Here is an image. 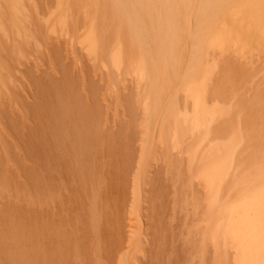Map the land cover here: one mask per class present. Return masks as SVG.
Returning <instances> with one entry per match:
<instances>
[{
    "label": "rangeland",
    "instance_id": "obj_1",
    "mask_svg": "<svg viewBox=\"0 0 264 264\" xmlns=\"http://www.w3.org/2000/svg\"><path fill=\"white\" fill-rule=\"evenodd\" d=\"M0 5V264H237L203 169L239 121L221 207L264 161V46L206 51L217 66L208 102L221 112L196 146L188 119L163 115L175 76L147 120L154 91L112 0ZM186 92H175L180 110L194 104Z\"/></svg>",
    "mask_w": 264,
    "mask_h": 264
},
{
    "label": "bare ground",
    "instance_id": "obj_2",
    "mask_svg": "<svg viewBox=\"0 0 264 264\" xmlns=\"http://www.w3.org/2000/svg\"><path fill=\"white\" fill-rule=\"evenodd\" d=\"M112 2L127 20L141 49L135 67L140 77L148 81L149 89L154 91L155 100L152 101L149 94L145 103L147 120L155 117L175 76V90L163 115L173 117L176 122L188 119L192 129L199 132L196 144L199 146L211 133V125L221 112L217 103L208 102L211 72L216 65L214 60L215 65L208 60V50L222 48L234 40L243 48L264 46V0H198L195 4L194 0ZM190 8L194 9V21L189 30H184L182 23H190L187 18ZM154 40L159 43L158 48L154 47ZM187 43L190 44L189 55L183 62L182 47ZM121 62L122 52L118 48L113 52L112 65L118 67ZM178 88L193 95L192 109L178 108L175 95ZM240 124L241 121L237 122L228 140L225 138L212 147L218 151L217 159H212L203 170L212 190L211 203L219 206L218 228L221 225L225 228L226 242L232 244L237 254L236 263L264 264V161L257 165L250 178L245 175L240 178L237 185L240 183L241 187L235 199L224 204V208L219 202L221 184L236 162L238 146L245 140ZM179 135L176 131L175 138L178 139ZM219 233L221 235L220 230Z\"/></svg>",
    "mask_w": 264,
    "mask_h": 264
}]
</instances>
